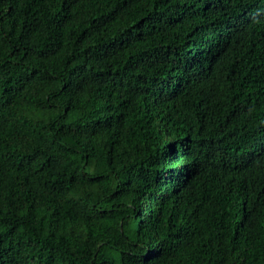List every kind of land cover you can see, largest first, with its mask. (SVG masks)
<instances>
[{
	"label": "trees",
	"instance_id": "trees-1",
	"mask_svg": "<svg viewBox=\"0 0 264 264\" xmlns=\"http://www.w3.org/2000/svg\"><path fill=\"white\" fill-rule=\"evenodd\" d=\"M0 264H264V0H0Z\"/></svg>",
	"mask_w": 264,
	"mask_h": 264
}]
</instances>
